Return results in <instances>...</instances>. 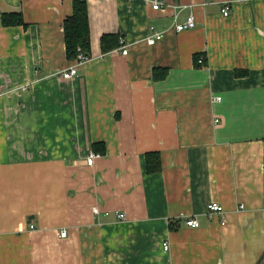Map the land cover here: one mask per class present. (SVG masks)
I'll use <instances>...</instances> for the list:
<instances>
[{
  "label": "crops",
  "instance_id": "crops-1",
  "mask_svg": "<svg viewBox=\"0 0 264 264\" xmlns=\"http://www.w3.org/2000/svg\"><path fill=\"white\" fill-rule=\"evenodd\" d=\"M72 1L0 0V264H264V0H169L187 6L176 22L149 0H86L90 59L65 80ZM107 34L126 55L101 51Z\"/></svg>",
  "mask_w": 264,
  "mask_h": 264
},
{
  "label": "trees",
  "instance_id": "trees-1",
  "mask_svg": "<svg viewBox=\"0 0 264 264\" xmlns=\"http://www.w3.org/2000/svg\"><path fill=\"white\" fill-rule=\"evenodd\" d=\"M1 23L4 27L26 26L20 13L2 14ZM63 37L67 60L74 62L79 54L90 56V30L86 0L72 1V12L63 21ZM120 38L121 36L114 34L103 35L100 38L101 51L104 53L120 47ZM197 59L198 56L195 55V63ZM165 74L166 71L161 68L153 69V79L162 78ZM95 146L103 147V144L97 143ZM160 170V155L157 152H147L145 154L146 173L149 175L155 174Z\"/></svg>",
  "mask_w": 264,
  "mask_h": 264
},
{
  "label": "built area",
  "instance_id": "built-area-1",
  "mask_svg": "<svg viewBox=\"0 0 264 264\" xmlns=\"http://www.w3.org/2000/svg\"><path fill=\"white\" fill-rule=\"evenodd\" d=\"M149 3H150V8L153 11H160V10L165 9L168 6H171L172 8H174V10H175V13L173 14L174 22H176V20L178 18V11H176V10H183V9L187 8V6L182 5V4H176V3L170 4L169 0H149ZM229 12H230V8L228 6H224L221 9V14L224 17H227L229 15ZM195 26H196L195 16H194V14L191 11H189V13L185 17L184 22L177 23L175 25V31L176 32H180V31H183V30H189V29L195 28ZM163 38H164V32H158L155 29H152V33H151V35H149V37H147L146 43H147V45L152 46L157 41H161ZM119 41H120L119 50H120L122 55H126L127 54V47L124 44L122 38H120ZM89 59H90V56H85V55L79 54L77 56L76 61H74L75 65H73L72 67L61 71L59 73L60 77L62 79H65V80H68V79H71V78L75 77L77 75V69H78L79 65H83V64L87 63L89 61ZM199 62L201 63L200 60H199ZM21 90L22 91H26L27 88L24 86V87H21ZM216 100L219 101L220 98L217 97V99H215L214 101H216ZM97 157H99L98 154L90 153L88 155V157L86 158V164L89 165V166L92 165L94 159L97 158ZM238 210H244V206L242 204H240L239 207H238ZM92 212H93V214H96V213H98V209L93 208ZM224 214H225V210H224L222 205H219L218 203H215V202H211V203H209L207 205L206 215H207L209 220L212 221V220L218 218V216H223ZM119 217L123 218L124 215L120 214ZM219 223L221 225H225V220L224 219L219 220ZM183 224L186 227H189V228H192V229L199 228V226H200L199 221L196 218H194V217L185 218ZM29 228L30 229H34V225H30ZM66 234H67L66 231L62 230L59 233V237L60 238H65ZM168 248H169L168 243H164L163 246H162L163 251L164 252L167 251Z\"/></svg>",
  "mask_w": 264,
  "mask_h": 264
},
{
  "label": "rangeland",
  "instance_id": "rangeland-1",
  "mask_svg": "<svg viewBox=\"0 0 264 264\" xmlns=\"http://www.w3.org/2000/svg\"><path fill=\"white\" fill-rule=\"evenodd\" d=\"M217 99V97L214 98V100ZM217 101V100H216ZM211 203V202H210ZM209 204V203H208ZM207 204V205H208ZM206 209H207V206H206ZM190 217H194V216H190V215H185L184 217H181L182 219H180L182 221V223H184V219L185 218H190ZM195 218V217H194ZM196 229V228H195Z\"/></svg>",
  "mask_w": 264,
  "mask_h": 264
}]
</instances>
